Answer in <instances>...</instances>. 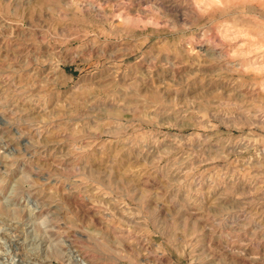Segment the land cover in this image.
I'll list each match as a JSON object with an SVG mask.
<instances>
[{
    "label": "rangeland",
    "instance_id": "rangeland-1",
    "mask_svg": "<svg viewBox=\"0 0 264 264\" xmlns=\"http://www.w3.org/2000/svg\"><path fill=\"white\" fill-rule=\"evenodd\" d=\"M264 264V0H0V264Z\"/></svg>",
    "mask_w": 264,
    "mask_h": 264
},
{
    "label": "bare ground",
    "instance_id": "bare-ground-1",
    "mask_svg": "<svg viewBox=\"0 0 264 264\" xmlns=\"http://www.w3.org/2000/svg\"><path fill=\"white\" fill-rule=\"evenodd\" d=\"M5 264V263H4Z\"/></svg>",
    "mask_w": 264,
    "mask_h": 264
}]
</instances>
